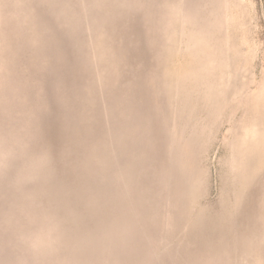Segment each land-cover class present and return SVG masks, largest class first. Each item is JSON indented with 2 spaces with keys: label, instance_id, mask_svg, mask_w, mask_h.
I'll return each instance as SVG.
<instances>
[{
  "label": "rangeland",
  "instance_id": "374dc122",
  "mask_svg": "<svg viewBox=\"0 0 264 264\" xmlns=\"http://www.w3.org/2000/svg\"><path fill=\"white\" fill-rule=\"evenodd\" d=\"M0 264H264V0H0Z\"/></svg>",
  "mask_w": 264,
  "mask_h": 264
}]
</instances>
